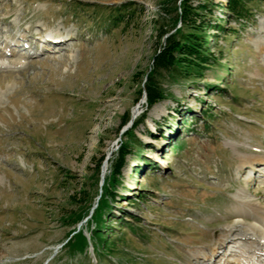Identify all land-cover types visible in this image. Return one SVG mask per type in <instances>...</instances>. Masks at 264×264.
Masks as SVG:
<instances>
[{
  "label": "rangeland",
  "instance_id": "374dc122",
  "mask_svg": "<svg viewBox=\"0 0 264 264\" xmlns=\"http://www.w3.org/2000/svg\"><path fill=\"white\" fill-rule=\"evenodd\" d=\"M228 1L189 0L184 29L173 0H0V264H222L264 224V0L240 23ZM182 30L209 63L157 67Z\"/></svg>",
  "mask_w": 264,
  "mask_h": 264
},
{
  "label": "trees",
  "instance_id": "16d2710c",
  "mask_svg": "<svg viewBox=\"0 0 264 264\" xmlns=\"http://www.w3.org/2000/svg\"><path fill=\"white\" fill-rule=\"evenodd\" d=\"M177 1L178 0H173V5L175 6L172 9L176 10L182 28L186 29V25L188 24L189 20H191L196 14V7L193 6L189 0H180L179 6L176 8ZM227 4L230 13L238 19L239 23L245 18V16H247V14L252 13L250 10V4H248L246 0H229ZM197 39L198 35L194 31L182 30L178 37L176 35L174 36L170 34L166 39V46H164L163 52L158 53L155 57V65L157 67H175V65H178L181 61L179 54L186 53L188 50L190 53V51L192 52L193 49L198 52L197 59L195 61H199L201 64L209 63V58L206 54V39L196 41ZM147 79L149 82L145 87V93L148 103L147 106H151L159 98H161L162 95L157 91L155 83L151 81L149 76ZM127 148L128 145L125 143V145L121 147L120 151H118L117 159L111 162V172L113 176L112 181L116 182V176H119L121 173V168L124 164V157L128 153ZM111 184L113 187H115L114 182ZM113 187L110 191H108V188L105 187V194L101 195L102 201H100V203H98L97 207L95 208V210L97 209L96 212L93 210V212H95V215H93V224L95 229L87 230V232L90 233L89 236L91 237L99 235V228L102 226L103 222V212L105 209L110 208V205L106 201H113V198L116 196L113 191ZM68 245H70L72 251L82 253L89 247V240L83 231H78L73 237H71Z\"/></svg>",
  "mask_w": 264,
  "mask_h": 264
},
{
  "label": "bare ground",
  "instance_id": "6f19581e",
  "mask_svg": "<svg viewBox=\"0 0 264 264\" xmlns=\"http://www.w3.org/2000/svg\"><path fill=\"white\" fill-rule=\"evenodd\" d=\"M38 37H39L38 40H41L45 44L57 42V40L65 38L63 36L61 37L58 34H55V32H53V31L46 32L42 36H38ZM3 43H4L3 48H5L6 46H8V47L10 46V43H8V42L3 41ZM9 50H12V49L9 48ZM250 201L251 200H249V199H245L243 201V203L246 205H249ZM241 202H242V200H241ZM252 213H253V215L257 214V211L254 207H252ZM258 220H259V218H258ZM261 222L260 223L256 222L253 225H249L241 231H239V230L235 231V229H234V231H233L234 233L233 232L232 233L238 236L235 238V240L243 241L245 243V245L238 246L237 250L228 249L227 255H231V252H233L234 254L232 257L236 261L235 260L232 261V259H233L232 257H231V259L226 257L225 259H223L224 261L222 264H224V263L225 264H231L232 262L235 264H264V224H261ZM237 225H240V224H237ZM231 242H233V241H231ZM227 246H229V243H227L225 247H227ZM238 249H240V251H238ZM225 250H226V248H225ZM243 252L248 254V256L246 257V259H244V260L242 259V261H241V257H242V255H244ZM213 253L214 252L211 251L210 249L206 250V251L203 250L200 252L192 251V254L198 255L201 257H205L207 260H210L213 257Z\"/></svg>",
  "mask_w": 264,
  "mask_h": 264
},
{
  "label": "water",
  "instance_id": "95a60500",
  "mask_svg": "<svg viewBox=\"0 0 264 264\" xmlns=\"http://www.w3.org/2000/svg\"><path fill=\"white\" fill-rule=\"evenodd\" d=\"M130 123H131V122H130ZM130 123H129V124H130Z\"/></svg>",
  "mask_w": 264,
  "mask_h": 264
}]
</instances>
